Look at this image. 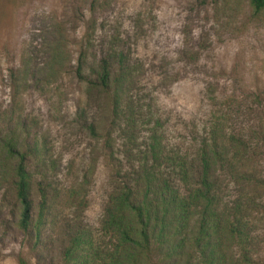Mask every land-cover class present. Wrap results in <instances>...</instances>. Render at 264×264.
<instances>
[{"label": "trees", "instance_id": "obj_1", "mask_svg": "<svg viewBox=\"0 0 264 264\" xmlns=\"http://www.w3.org/2000/svg\"><path fill=\"white\" fill-rule=\"evenodd\" d=\"M99 2L76 10L81 33L69 68L81 93L74 116L97 141L109 183L97 226L69 227L61 264H264V103L237 129L210 107L200 139L170 149L164 121L132 92L135 67L124 41L94 29ZM59 63L51 61L54 76ZM23 71L7 70L14 90ZM93 89L107 99L98 120L80 103ZM19 116L0 108L8 126H0V188L12 194L17 226L36 251L57 207L85 201L81 183L63 193L52 186L51 155L42 142L24 141Z\"/></svg>", "mask_w": 264, "mask_h": 264}, {"label": "rangeland", "instance_id": "obj_2", "mask_svg": "<svg viewBox=\"0 0 264 264\" xmlns=\"http://www.w3.org/2000/svg\"><path fill=\"white\" fill-rule=\"evenodd\" d=\"M89 1L0 0V108L20 115L25 142H42L49 151L52 186L63 193L81 183L77 195L85 201L80 208L60 204L34 251L17 226L12 194L2 186L0 264H61L69 227H96L101 217L110 171L97 141L74 116L81 93L69 68L81 33L76 10ZM99 4L94 29L124 41L135 67L132 92L164 121L170 149L186 148L192 135L200 139L210 107L237 129L253 118L258 101L264 103V7L255 10L250 0ZM54 57L60 62L55 76ZM18 67L24 71L14 90L6 75ZM88 94L80 103L98 120L107 99L96 89ZM0 123L6 130V121Z\"/></svg>", "mask_w": 264, "mask_h": 264}]
</instances>
